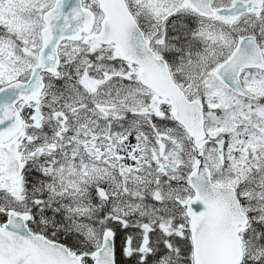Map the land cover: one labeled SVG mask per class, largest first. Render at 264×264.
<instances>
[{
    "label": "snow or ice",
    "instance_id": "1",
    "mask_svg": "<svg viewBox=\"0 0 264 264\" xmlns=\"http://www.w3.org/2000/svg\"><path fill=\"white\" fill-rule=\"evenodd\" d=\"M0 264H264V0H0Z\"/></svg>",
    "mask_w": 264,
    "mask_h": 264
}]
</instances>
